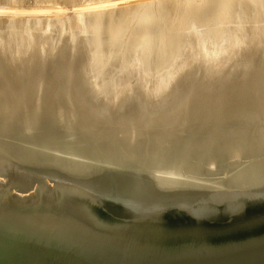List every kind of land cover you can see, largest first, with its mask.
<instances>
[{"label":"water","instance_id":"1","mask_svg":"<svg viewBox=\"0 0 264 264\" xmlns=\"http://www.w3.org/2000/svg\"><path fill=\"white\" fill-rule=\"evenodd\" d=\"M59 130L0 131V264H264V186L199 191L261 168L252 126L189 138L164 159Z\"/></svg>","mask_w":264,"mask_h":264},{"label":"bare ground","instance_id":"2","mask_svg":"<svg viewBox=\"0 0 264 264\" xmlns=\"http://www.w3.org/2000/svg\"><path fill=\"white\" fill-rule=\"evenodd\" d=\"M46 1H48V0H46ZM66 1H68V3L73 2V4H75L76 0H66ZM209 1L206 0V2H209ZM88 2L90 3V1H88ZM206 2L204 1L205 6H203V5L201 7L199 6L200 8L203 7L204 11H203V9H200L197 7L199 10L197 14L200 13L201 17L205 15L204 14L206 11L205 7L208 8L207 6H209L211 1L207 4V6H206ZM222 2H220V3L223 5L224 2L223 3ZM227 2H228V0H227ZM248 2H250V1H248ZM114 3L112 5H115ZM121 3H122V5L124 4L123 2H121ZM121 3L119 2V5ZM245 4H246V2H245ZM245 4H243V5H245ZM83 5L84 6H82V7L85 8L86 3ZM211 5L212 4H210V6ZM97 6H98V4H97ZM216 6H218V5H216ZM224 6L225 5H223V7ZM249 6L251 7V5H249ZM66 7H68V6H66ZM69 7H70L69 8L70 10H73L72 13H70L71 15L67 14L68 23H69L68 32H69L70 36L66 42H68L67 44H69L70 57L68 60V47H67V49L65 48L66 50L63 51V54H61V57L60 56L59 57L53 56V58H50L49 60L57 61V62H55L57 65H60V63H61V65L58 68L54 69V72L52 74L49 72L50 74L44 73L43 76L39 75L40 73L37 75H34V72L31 71V70H34V68L29 67L28 69H25V68L22 69V67L24 66V62L20 61L21 58L17 55V52L16 53L14 52V54H16L17 57L15 55H12L11 54L12 52H11L10 54L12 55V58H11V56H9V62H8V60L6 61L9 64L11 63V65H10L11 68L7 67L5 65L6 64L5 62H4L5 64L3 63L1 56H0V131L3 132L5 130H9V132H10L12 130H17V129H20L22 127L26 128L28 130H32V128L33 129H40V130L41 129H52V128H54V129L59 128L60 129L61 128L62 130L61 131L59 130L60 131L59 133H61V132H62L61 134L65 133V134H63L65 137H68V136L77 137L78 138L77 140L80 143L88 142V140L91 141L93 138L96 140L98 139L99 141H100V139L101 140L104 139V140H107V143L98 144V145H100V147H108V146L113 147V145L115 147L123 146L124 148H126L132 152H143L144 155L150 156L153 159H156L157 157L160 159H164L162 157H159L160 155H162V153L172 155L175 152H179V150L181 148H183L188 143L187 141L189 140V138L192 139V138L198 137L199 135L202 136V135L208 134L210 137H214V138L216 137V139H219L221 136V135H219L220 133L224 135V133L228 131L227 130L228 125L237 126L240 124L246 128L248 126H252V131H249L248 133H251V135H253V134L259 135L260 140L264 143V20H262V17L264 15L261 16L259 13L261 21H259V17H257L259 15L256 16V18H258V19H256V21H259L258 22L259 24L256 26V23H255L256 21L254 20L255 27L253 29H250V31L248 30V32H246L244 34V36H241V37L236 39L237 41L246 42L247 48H248V50H250L247 53L248 55L246 54L247 55L246 59L243 60V59H241L240 56H236V57H238L236 59V57L232 56L234 58L233 59L234 62H231V61L227 62L226 63L227 66H223L222 68H219L218 70L215 68L214 69H208V67H207L208 65L205 64V61L207 59H209V57H211L212 54L204 53L202 60L199 57L198 60L196 59V61H194L192 63V65H190L186 70L183 71V76L186 75L185 77L188 79V82L186 83V85H184L182 93H177L175 99H173L172 102L170 101L171 99H169L170 98L169 95H167V97L165 96L166 94H164V93H166V90L155 91L156 89L154 90V88L152 87L153 91H151V88L149 90V87H148V90L146 89V91H144V92H146V94L142 91L143 95L141 93L139 95V93L136 92V90H138V89H136V87L139 85L131 86V84L133 82L131 83L128 81V83H131V84H129V85L127 84V86H124V88H122V93H120L119 98L116 97L113 100V102L106 103L108 101L109 97L104 95L105 97H107V98H105L107 101L103 102L104 101V98H103V101H102L103 103H102V102H99L101 100L98 101V97H100V96H97V89L95 88V85L93 82V81H95V80H93L94 76L91 77V74H93L92 71L94 69H92V68H91L92 70L90 69L91 66L89 67V64H90L89 59L87 58V56H85L87 54H84V52H83V51H85V48L88 46V43H89L88 39H86L87 36H86L85 27L87 25L89 26L91 23H93L92 25H94V23L97 22L98 20L96 21L94 18H92L95 20V22L91 21V23L89 24L88 20L90 18L88 20H86V18H85V20L87 21L85 23L86 24L88 23V24L86 26H83V22L80 18V14L83 12V11H80V8H82L81 4L79 6L80 8H78V7L76 8V6H75L72 9L73 6L71 7V5ZM252 8H250V10H252ZM258 8H259V6H258ZM55 9H57V7ZM255 9H257V6L254 7V10ZM89 10H91V8ZM193 10H192V12H190V11H188V12L191 13L192 18H195L196 15H195V17H193V15L196 14L197 9H195L196 11L194 13H193ZM209 10H211V7H209V9L207 11H209ZM212 10L209 12V14L207 13L206 16L202 17V20H203V18L207 17L208 15H211L210 13L212 12ZM246 10H248V9H246ZM57 11H59V10H57ZM86 11H88V10H86ZM233 11H234V9H233ZM260 11H262V10H260ZM65 12H63V13H65ZM69 12H71V11H69ZM95 12H96V10H95ZM231 12H232V9H231ZM245 12H244V14H246ZM262 13H264V12H262ZM59 14H61V13H59ZM121 14H120V17H121ZM142 14H143V12H142ZM189 14H187V15H189ZM85 15H84V17H85ZM97 15H98V13H97ZM128 15H130V14H128ZM147 15L149 16V14H147ZM226 15L228 16V13ZM232 15H234V14H232ZM232 15H230V16H232ZM90 16H93V14ZM99 16H101V15H99ZM111 16H112V14H111ZM151 16L153 17V15H151ZM151 16H149V17H151ZM185 16L186 15L184 14V19L188 18V17L185 18ZM240 16L241 15H239V17ZM87 17H88V14H87ZM143 17H146V15H144ZM149 17H148V19H149ZM197 17H199V18H197ZM197 17H196V19H198V20H196L197 21L196 23H198L199 19H201L200 16H197ZM247 17H249V16H247ZM106 18H107V16H106ZM128 19H129V17H128ZM182 19H183V17H182ZM135 20H136V18H135ZM179 20L181 21V19H179ZM193 20L194 19H192V21ZM204 20H206V18ZM218 20H220V19H217V21ZM122 21L125 22L126 19L122 20ZM206 21L208 23V21H210V20L207 19ZM46 22H47V20H46ZM99 22H100V25H102L101 21H99ZM99 22H97V24L95 23L97 25V28L95 25V28L93 27V30H96V29L98 30ZM111 22H112V20H111ZM117 22L119 23V21H117ZM144 22H147V21H144ZM201 22H205V21H200V23ZM213 22L214 21H212V24H213ZM118 23L117 24L115 23V24L118 25ZM182 23H184V22H182ZM115 24L113 27H111L112 25L110 24V22L107 24V25H109V27H108L109 32L108 33L112 32L111 31L112 28H113L112 30H114L115 33H117L116 32L117 28H116ZM126 24H128L127 21H126ZM126 24H124V25L126 26ZM186 24H188V23H186ZM47 25H49V24H47ZM54 25H56V24H54ZM103 25L105 26V24H103ZM154 25H155V23H154ZM184 25H183V27H184ZM225 25H227V24H225ZM196 26H197V24H196ZM110 27H111V29H110ZM149 27H152V26H149ZM230 27H231V25H230ZM252 27H253V25H252ZM90 28H91V25H90ZM115 28H116V30H115ZM145 28L146 27H144L143 30ZM155 28L156 27H154V29ZM245 28L247 29V27H245ZM224 29H225V27H224ZM41 30H43V29H41ZM90 30H92V28ZM90 30H88L89 33H90ZM104 30H105V28H104ZM180 30H181V27H180ZM114 31L110 34L111 37H113L112 34L114 33ZM239 31H241V30H239ZM106 32H107V30H106ZM238 34H239V32H238ZM181 35H183V34H181ZM98 36H100V35H98ZM116 36L117 35H114L115 38H116ZM111 37H109V38H111ZM187 37H188V35H187ZM36 39H37V37H36ZM159 40H161V39H159ZM20 41L22 43L23 40L20 39ZM20 41H18V42H20ZM145 41H143V42H145ZM108 42H113V41H108ZM171 42L173 43V41H171ZM35 43L37 44V53H36V55H34L35 58L29 59V61L32 63H31V65H27V66H32L33 62L35 60H37V61L38 60H40V61L45 60L44 57L47 56V54L44 52L45 38L43 36H41V38L37 42L35 40ZM129 45H131V44H129ZM138 45H139V43H138ZM138 45H137V47H138ZM173 45L174 44H172V47H173ZM8 46H9V44H8ZM21 46H20V48H22L24 46V44L22 47ZM184 46H182V47L184 48ZM18 47L19 46H17V48ZM108 47H110V46H108ZM114 47H115V43H114ZM131 47H133V46H131ZM135 47H133V48H135ZM46 48H48L47 45H46ZM116 49L117 48H115V51H116ZM22 50H23V48H22ZM169 50H170V48H169ZM171 51H170V53H171ZM79 52L80 53L82 52L80 54L81 55L80 57L77 56V53H79ZM104 52H105V50H104ZM127 52H128V50H127ZM135 52H136V50H135ZM128 53H130V52H128ZM231 54H233V53H231ZM179 55H180V53H179ZM115 56H118V55L116 54ZM7 57L3 58V59L6 60ZM126 58H128V56ZM131 58H133V57H131ZM131 58L129 60H131ZM175 58H177V57H175ZM181 58H182V56H181ZM111 59H114V58H111ZM171 59H173V58H171ZM73 61H74V63H73ZM93 61L94 60H92L91 63ZM35 64H36V62L34 63V65ZM116 64H117V62H116ZM171 64H172V61H171ZM161 67H162V65H161ZM179 69H181V68H179ZM24 71H28V72L24 73ZM49 71H50V69H49ZM124 71H126V70H124ZM95 72H96V70H95ZM106 72H107V70H106ZM97 73H99V71ZM138 74H140V72H138ZM143 75H144V73H143ZM178 75H179V73H178ZM130 76H132V75H130ZM136 76L137 75H135L134 78H136ZM129 78L126 79V81L129 80ZM134 78H133V80H134ZM148 78H151V77L148 76ZM95 79L97 80V78H95ZM169 80H170V78H169ZM116 81H118V80H115V82ZM166 82H167V78H166ZM96 83H98V82L96 81ZM107 83L106 84L104 83V84L107 85ZM111 83L113 85V82H111ZM111 83H110V85H111ZM119 83H117V84H119ZM172 84H174V83H172ZM149 85H151V83H149ZM96 86H97V84H96ZM99 87H100V83H99ZM106 87H108V86H106ZM118 88H116V89H118ZM155 88H157V87H155ZM114 89H115V86H114ZM157 90H158V88H157ZM107 92L109 94L110 89ZM107 92H106V94H107ZM112 94L115 97V94H117V93H115V94L112 93ZM172 94H173V92H172ZM99 95H101V94H99ZM161 95L165 96L164 101L158 102L157 103L158 105H154L151 103V101H152V100L150 101L151 98L159 97ZM113 96H111V97H113ZM162 96H161V98H162ZM16 121H18V122H16ZM56 136L58 137V135H56ZM238 140L239 141L236 142V144L234 145V149L232 150L233 157L230 158V160H229L231 163L236 161L237 160L236 156H239L241 154V150L243 148V145L246 142L245 135H240ZM146 142L152 143V144H149L150 147L149 146L145 147L143 145V144H146ZM93 146H95V145H93ZM246 146H247V144H246ZM96 148H98V147L96 146ZM166 157H168V156H166ZM2 161L3 160H0V172L8 170L7 169L8 166L6 165L5 162H2ZM8 172H10V171H7V173ZM215 184H217V183L211 182L209 185L205 184L199 189H201V191L205 192L206 190H210V189H213V187H215V189L212 192H218V191H222V190L228 192L231 189H233V191L237 190V188H240L241 186H244V188L246 186H251V185H255L256 187L257 186H260V187L264 186V160H262L261 168L259 170L254 171L252 168V171H251L248 168L247 169L242 168V169H240V172H238L237 175H235V177L233 179L227 180V182H225L222 185H215ZM260 187H258V188H260ZM153 188H154L153 189L154 192H152V193H154V194H150V196L153 197V200L156 202L157 200L161 199V197L164 196V194H160V193L165 192L166 187H165V185H162V186L160 185L157 187L153 186ZM157 190H159L160 192Z\"/></svg>","mask_w":264,"mask_h":264},{"label":"rangeland","instance_id":"3","mask_svg":"<svg viewBox=\"0 0 264 264\" xmlns=\"http://www.w3.org/2000/svg\"><path fill=\"white\" fill-rule=\"evenodd\" d=\"M0 0V56L3 61V63L11 68V63L9 64V56L15 55L14 52H17V55L21 58V62H24V66L22 67L25 69H28L29 67L34 68V70H31L34 72V75H41L43 76L44 73L52 74L54 72V69L58 68L60 65H57L53 60H49L50 58H53V56H60L63 54V51L67 49L68 47V60L70 57V49L67 39H69V32H68V17L72 13L73 10H70L69 6L71 5L72 9L76 6V8H80L84 6L83 4L86 3L85 8H80V11H83L80 14V18L83 22V26H86L88 23L90 24L91 21L95 20L99 22L98 30H93V27L95 28V25L97 22L91 23L90 25L85 27L86 30V39H88L89 43L88 46L85 48L84 54H87V58L89 59V67L90 69H94L92 71L93 74H91V77H93V81L95 88L97 89V96L98 101L102 102L103 98L106 102L107 100L105 98H108L109 102H113V100L120 96V93H122V88L124 86H127V84H131V86L139 85L136 87V92L142 94L146 89L149 90L151 88V91H153V88L155 91H164L166 90L165 96L169 95V99L172 102L173 99H175L177 93H182V90L184 88V85L188 82V79L183 76V71L186 70L196 59L198 60L199 57L203 58L204 53L212 54L209 59L205 61V64H207L208 69H219L223 66H227L226 63L231 61L234 62V58L236 56H240L241 59H246L247 53L250 51L247 48L246 42L237 41L236 39L244 36L248 30L253 29L259 24L258 22L261 21L260 15L263 16L264 13V0H208L210 6H207L209 2H206V0H76L75 4L73 2H69L66 0ZM58 1V2H57ZM90 1V3L88 2ZM107 1V2H106ZM112 1V2H111ZM115 3H114V2ZM204 1L206 2L205 7L206 11L211 7L212 12L211 15H208L206 20L202 17L206 16V14L211 11H205V15L201 17V14L198 13V8H200L202 5H204ZM224 3H223V2ZM250 1V2H248ZM262 1V2H261ZM102 2V3H101ZM104 2V3H103ZM119 2H123L119 5ZM216 2V3H215ZM222 2L223 5L220 3ZM246 2V4H245ZM254 4H253V3ZM115 5H112V4ZM215 3V4H214ZM226 3V4H225ZM253 5H252V4ZM98 4V6H97ZM110 4V5H109ZM172 4V5H171ZM195 4V5H194ZM245 4V5H243ZM258 4V5H257ZM46 5V6H45ZM112 5V6H111ZM122 5V6H121ZM126 5V6H125ZM145 5V6H144ZM218 5V6H216ZM222 5V6H221ZM242 5V6H241ZM251 5V7L249 6ZM257 6V9L254 10V7ZM68 6V7H66ZM103 6V7H102ZM106 6V7H105ZM130 6V7H129ZM153 6V7H152ZM195 6V7H194ZM200 6V7H199ZM240 8H238V7ZM249 6V7H248ZM259 6V8H258ZM261 6V7H260ZM57 7V9H55ZM66 7V8H65ZM102 9H101V8ZM198 7V8H197ZM245 7V8H244ZM253 7V8H252ZM84 8V9H83ZM91 8V10H89ZM157 8V9H156ZM159 8V9H158ZM236 8V9H235ZM252 8V10H250ZM262 8V9H261ZM68 11H67V10ZM101 11H100V10ZM148 9V10H147ZM179 9V10H178ZM194 9V10H193ZM196 14L193 15V17L200 16L201 19H199V22L196 23L198 19L192 18V15L190 12L193 13L196 11ZM203 9L204 8H200ZM220 9V10H219ZM232 9V12H231ZM234 9V11H233ZM248 9V10H246ZM56 10V11H55ZM59 10V11H57ZM88 10V11H86ZM96 10V12H95ZM98 10V11H97ZM103 10V11H102ZM111 10V11H110ZM129 10V11H128ZM138 10V11H137ZM183 10V11H182ZM216 10V11H215ZM246 14H244V12ZM262 10V11H260ZM34 11V12H33ZM66 11V12H65ZM71 11V12H69ZM105 11V12H104ZM134 11V12H133ZM152 11V12H151ZM190 11V12H188ZM229 11V12H228ZM242 11V12H241ZM251 11V12H250ZM255 11V12H254ZM57 14H55V13ZM65 12V13H63ZM95 12V13H94ZM107 12V13H106ZM112 12V13H111ZM127 12V13H126ZM136 12V13H135ZM143 12V14H142ZM148 12V13H147ZM201 12V11H200ZM219 14H218V13ZM228 13V16L226 15ZM249 12V13H248ZM253 12V13H252ZM61 13V14H59ZM86 15H85V14ZM93 16H90L92 15ZM98 13V15H97ZM104 13V14H103ZM118 15H117V14ZM122 13V14H121ZM126 13V14H125ZM145 13V14H144ZM151 13V14H150ZM190 13V14H189ZM192 13V14H193ZM203 13V12H202ZM214 15H213V14ZM217 13V14H216ZM240 13V14H239ZM258 13V14H257ZM260 13V15H259ZM40 14V15H39ZM66 14V15H65ZM83 14V15H82ZM88 14V17H87ZM112 14V16H111ZM121 14V17H120ZM130 14V15H128ZM142 16H141V15ZM153 15V17H149ZM181 14V15H180ZM184 14L186 15V19H184ZM189 14V15H187ZM216 14V15H215ZM232 14H236L235 16ZM249 14V15H248ZM54 15V16H53ZM71 15V14H70ZM83 17H82V16ZM85 15V17H84ZM101 15V16H99ZM114 15V16H113ZM125 15V16H124ZM132 15V16H131ZM146 15V17H143ZM223 15V16H222ZM232 15V16H230ZM239 15H241L239 17ZM251 15V16H250ZM259 15V16H257ZM50 18H49V17ZM107 16V18H106ZM117 16V17H116ZM127 16V17H126ZM136 16V17H135ZM211 16V17H210ZM217 16V17H216ZM222 16V17H221ZM237 16V17H236ZM245 16V17H244ZM249 16V17H247ZM259 17V21H256V18ZM58 17V18H57ZM65 17V18H64ZM119 17V18H118ZM126 17V18H125ZM129 17V19H128ZM149 17V19H148ZM183 17V19H182ZM190 17V18H189ZM209 17V18H208ZM231 17V18H230ZM242 17V18H241ZM252 17V18H251ZM61 18V19H60ZM88 20V23L86 20ZM94 18V19H92ZM97 18V19H96ZM100 18V19H99ZM103 18V19H102ZM105 18V19H104ZM116 18V19H115ZM121 18V19H120ZM123 18V19H122ZM131 18V19H130ZM133 18V19H132ZM136 18V20H135ZM140 18V19H139ZM145 18V19H144ZM165 18V19H164ZM199 18V17H197ZM220 19L217 21V19ZM229 18V19H228ZM249 18V19H248ZM264 16L262 17V20ZM52 19V20H51ZM118 19V20H117ZM127 21L128 24H126V21L123 22L122 20ZM142 19V20H141ZM148 19V20H147ZM179 19H181L182 23ZM190 19V20H189ZM192 19H194L192 21ZM212 19V20H211ZM231 19V20H230ZM238 19V20H237ZM252 19V20H251ZM47 20V22H46ZM50 20V21H49ZM57 22H56V21ZM107 20V21H106ZM112 20V22H111ZM116 22H115V21ZM133 20V21H132ZM161 20V21H160ZM186 20V21H185ZM188 20V21H187ZM226 20V21H225ZM236 20V21H235ZM246 20V21H245ZM254 20L256 21L254 23ZM55 21V22H54ZM114 21V22H113ZM119 21V23L117 22ZM129 21V22H128ZM147 21V22H144ZM157 21V22H156ZM200 21H205L201 22ZM212 21L213 24H212ZM233 21V22H232ZM62 22V23H61ZM110 22L114 26V24L118 23L116 25L117 33H115L114 30L111 29V31H114V35H117L116 38L112 34L113 37H111V33H108V27L107 25ZM123 22V23H122ZM141 22V23H140ZM180 22V23H179ZM193 22V23H192ZM230 22V23H229ZM244 22V23H243ZM250 22V23H249ZM132 23V24H131ZM141 25H140V24ZM143 23V24H142ZM155 23V25H154ZM169 23V24H168ZM171 23V24H170ZM174 23V24H173ZM178 23V24H177ZM182 23V24H181ZM188 23V24H186ZM197 26H196V24ZM232 23V24H231ZM49 24V25H47ZM56 24V25H54ZM65 24V25H64ZM105 24V26L103 25ZM121 24V25H120ZM126 24V26L124 25ZM135 24V25H134ZM151 24V25H150ZM185 24V25H184ZM207 24V25H206ZM223 24V25H222ZM227 24V25H225ZM242 24V25H241ZM46 25V26H45ZM62 25V26H61ZM124 25V26H123ZM184 25V27H183ZM188 25V26H187ZM231 25V27H230ZM253 25V27H252ZM55 26V27H54ZM102 26V27H101ZM119 26V27H118ZM142 26V27H141ZM148 26V27H147ZM152 26V27H149ZM195 26V27H194ZM225 29H224V27ZM227 26V27H226ZM236 26V27H235ZM244 26V27H243ZM42 27V28H41ZM49 27V28H48ZM62 27V28H61ZM123 27V28H122ZM139 27V28H138ZM146 27L144 30L143 28ZM154 27H156L154 29ZM181 27V30H180ZM186 27V28H185ZM191 27V28H190ZM198 27V28H197ZM233 27V28H232ZM235 27V28H234ZM247 27V29L245 28ZM251 27V28H250ZM38 28V29H37ZM89 28V29H88ZM97 28V25H96ZM101 30H100V29ZM105 28V30H104ZM115 28V30H116ZM165 28V29H164ZM171 28V29H170ZM204 28V29H203ZM36 29V30H35ZM43 29V30H41ZM61 29V30H60ZM109 29V30H110ZM119 29V30H118ZM164 29V30H163ZM185 31H184V30ZM227 29V30H226ZM41 30V31H40ZM90 30V33L89 31ZM107 30V32H106ZM125 30V31H124ZM140 30V31H139ZM169 30V31H168ZM175 30V31H174ZM190 30V31H189ZM241 30V31H239ZM40 31V32H39ZM43 31V32H42ZM63 31V32H62ZM131 31V32H130ZM150 31V32H149ZM195 31V32H194ZM209 31V32H208ZM211 31V32H210ZM220 31V32H219ZM38 32V33H37ZM96 32V33H95ZM100 32V33H99ZM141 32V33H140ZM148 32V33H147ZM206 32V33H205ZM239 32V34H238ZM108 33V34H107ZM135 33V34H134ZM147 33V34H146ZM178 33V34H177ZM186 35H185V34ZM191 33V34H190ZM36 34V35H35ZM43 34V35H42ZM183 34V35H181ZM204 34V35H203ZM32 35V36H31ZM100 35V36H98ZM107 35V36H106ZM141 35V36H140ZM151 35V36H150ZM185 35V36H184ZM188 35V37H187ZM203 35V36H202ZM37 39H36V37ZM40 36V37H39ZM43 36L45 38V49L44 52L47 54L45 60H35L33 62L29 61V59L35 58L34 55L37 53V44L35 43ZM93 36V37H92ZM151 38H150V37ZM183 36V37H182ZM191 36V37H190ZM193 36V37H192ZM235 38H234V37ZM238 36V37H237ZM20 37V38H19ZM97 37V38H96ZM111 37V38H109ZM155 37V38H154ZM161 37V38H160ZM175 37V38H174ZM196 37V38H195ZM231 37V38H230ZM31 38V39H30ZM163 38V39H162ZM173 38V39H172ZM182 38V39H181ZM222 38V39H221ZM6 39V40H5ZM8 39V40H7ZM21 40L22 43H21ZM25 39V40H24ZM50 39V40H49ZM112 39V40H111ZM132 39V40H131ZM135 39V40H134ZM139 39V40H138ZM153 39V40H152ZM161 39V40H159ZM169 39V40H168ZM177 41H176V40ZM180 39V40H179ZM197 39V40H196ZM98 40V41H97ZM101 40V41H100ZM104 40V41H103ZM117 40V41H116ZM142 40V41H141ZM146 40V41H145ZM234 40V41H233ZM5 41V42H4ZM20 41V42H18ZM100 41V42H99ZM113 41V42H108ZM115 41V42H114ZM132 41V42H131ZM145 41V42H143ZM152 41V42H151ZM159 41V42H158ZM162 41V42H161ZM173 41V43L171 42ZM48 42V43H47ZM108 42V43H107ZM135 42V43H134ZM141 42V43H140ZM17 43V44H16ZM20 43V44H19ZM50 43V44H49ZM66 43V44H65ZM115 43V47H114ZM127 43V44H126ZM133 43V44H132ZM139 43V45H138ZM152 43V44H151ZM154 43V44H153ZM173 47H172V44ZM191 43V44H190ZM240 43V44H239ZM5 44V45H4ZM9 44V46H8ZM19 44V45H18ZM24 44V46H23ZM98 44V45H97ZM105 44V45H104ZM122 44V45H121ZM131 44V45H129ZM142 44V45H141ZM146 44V45H145ZM166 44V45H165ZM193 44V45H192ZM23 47H22V46ZM46 45L48 48H46ZM126 45V46H125ZM138 45V47H137ZM150 45V46H149ZM156 45V46H155ZM161 47H160V46ZM165 45V46H164ZM178 45V46H177ZM185 45V46H184ZM197 45V46H196ZM238 45V46H237ZM8 46V47H7ZM17 46H19L17 48ZM20 46L23 48H20ZM66 46V47H65ZM104 48H103V47ZM110 46V47H108ZM112 46V47H111ZM118 46V47H117ZM121 46V47H120ZM135 48H133V47ZM155 46V47H154ZM184 46V48L182 47ZM189 46V47H188ZM227 46V47H226ZM7 47V48H6ZM98 47V48H97ZM107 47V48H106ZM114 47V48H113ZM192 47V48H191ZM6 48V49H5ZM20 48V49H19ZM30 48V49H29ZM66 48V49H65ZM115 48L116 51H115ZM133 48V49H132ZM168 48V49H167ZM170 48V50H169ZM229 48V49H228ZM18 51H17V50ZM33 49V50H32ZM128 53L127 52V50ZM132 49V50H131ZM186 49V50H185ZM190 49V50H189ZM223 49V50H222ZM239 49V50H238ZM21 50V51H20ZM32 50V51H31ZM105 50V52H104ZM136 50V52H135ZM138 50V51H137ZM166 50V51H165ZM169 50V51H168ZM172 50V51H171ZM177 50V51H176ZM9 53H8V52ZM99 51V52H98ZM115 51V52H114ZM146 51V52H145ZM149 51V52H148ZM155 51V52H154ZM171 51V53H170ZM175 53H174V52ZM185 51V52H184ZM192 51V52H191ZM197 51V52H196ZM243 51V52H242ZM12 52V53H11ZM19 52V53H18ZM34 52V53H33ZM113 54H112V53ZM134 52V53H133ZM161 52V53H160ZM163 52V53H162ZM166 52V53H165ZM173 52V53H172ZM199 52V53H198ZM12 55H11V54ZM82 53V52H81ZM80 52L77 53V56H81ZM105 55H104V54ZM107 53V54H106ZM121 53V54H120ZM147 53V54H146ZM154 53V54H153ZM160 53V54H159ZM180 53V55H179ZM233 53V54H231ZM8 54V55H7ZM20 54V55H19ZM117 54L118 56H115ZM134 54V55H133ZM163 54V55H162ZM188 54V55H187ZM197 54V55H196ZM247 54V55H246ZM90 55V56H89ZM122 55V56H121ZM125 55V56H124ZM131 55V56H130ZM185 55V56H184ZM8 56V57H7ZM107 56V57H106ZM114 58V59H111ZM114 56V57H113ZM128 56V58H126ZM154 56V57H153ZM158 56V57H157ZM174 56V57H173ZM179 56V57H178ZM182 56V58H181ZM233 56V57H232ZM7 59H3L6 58ZM17 57V56H16ZM103 57V58H102ZM133 57V58H131ZM150 57V58H149ZM153 57V58H152ZM170 57V58H169ZM177 57V58H175ZM198 57V58H197ZM98 58V59H97ZM117 58V59H116ZM122 60H121V59ZM126 58V59H125ZM131 58V60H129ZM136 58V59H135ZM139 58V59H138ZM152 58V59H151ZM165 58V59H164ZM169 58V59H168ZM173 58V59H171ZM222 58V59H221ZM238 57H236L237 59ZM251 58V57H250ZM102 61H101V60ZM134 59V60H133ZM188 59V60H187ZM225 59V60H224ZM8 60V62H6ZM76 60V59H75ZM94 60L92 63L91 61ZM117 60V61H116ZM143 60V61H142ZM162 60V61H161ZM167 60V61H166ZM185 60V61H184ZM187 60V61H186ZM216 60V61H215ZM250 60V59H249ZM19 61V62H20ZM115 61V62H114ZM172 61V64H171ZM182 63H181V62ZM204 61V60H203ZM251 61V60H250ZM36 64L34 65V63ZM99 62V63H98ZM117 62V64H116ZM132 62V63H131ZM46 63V64H45ZM74 63V61H73ZM129 63V64H128ZM133 65H131V64ZM165 65H164V64ZM92 64V65H91ZM119 64V65H118ZM122 64V65H121ZM162 67H161V65ZM187 64V65H186ZM222 64V65H221ZM249 64V63H248ZM57 65V66H56ZM109 65V66H108ZM118 65V66H117ZM125 65V66H124ZM131 65V66H130ZM182 65V66H181ZM130 66V67H129ZM115 67V68H114ZM122 67V68H121ZM178 67V68H177ZM183 67V68H182ZM99 68V69H98ZM105 68V69H104ZM138 68V69H137ZM140 68V69H139ZM181 68V69H179ZM50 69V71H49ZM91 69V70H92ZM121 69V70H120ZM155 69V70H154ZM37 70V71H36ZM96 70V72H95ZM99 73H97L98 71ZM107 70V72H106ZM126 70V71H124ZM138 70V71H137ZM145 70V71H144ZM152 71V72H151ZM157 71V72H156ZM28 71H24L26 73ZM50 72V73H49ZM136 72V73H135ZM140 72V74H138ZM113 73V74H112ZM126 73V74H125ZM131 73V74H130ZM135 73V74H134ZM144 73V75H143ZM172 73V74H171ZM179 73V75H178ZM99 74V75H98ZM101 74V75H100ZM107 74V75H106ZM132 76H130V75ZM167 74V75H166ZM169 74V75H168ZM181 74V75H180ZM97 75V76H96ZM118 75V76H117ZM125 77H124V76ZM136 76V78H134ZM160 77H159V76ZM165 75V76H164ZM174 75V76H173ZM103 76V77H102ZM111 78H110V77ZM151 77V78H148ZM164 76V77H163ZM168 76V77H167ZM171 76V77H170ZM173 76V77H172ZM176 76V77H175ZM121 77V78H120ZM124 77V78H123ZM127 77V78H126ZM131 79H130V78ZM159 77V78H158ZM164 79H163V78ZM97 78V80L95 79ZM119 78V79H118ZM126 81V79H128ZM134 78V80H133ZM167 78V82H166ZM170 78V80H169ZM108 79V80H107ZM124 79V80H123ZM152 79V80H151ZM163 79V80H162ZM99 80V81H98ZM107 80V81H106ZM115 80H118L115 82ZM149 80V81H148ZM162 80V81H161ZM180 80V81H179ZM96 81L98 83H96ZM105 81V82H104ZM122 81V82H121ZM131 82V83H128ZM143 81V82H142ZM152 81V82H151ZM161 81V82H160ZM108 82V83H107ZM113 82V85L112 83ZM115 82V83H114ZM121 84H120V83ZM135 82V83H134ZM145 82V83H144ZM159 82V83H158ZM165 82V83H164ZM170 82V83H169ZM100 83V87H99ZM107 83V85L105 84ZM111 83V85H110ZM119 83V84H117ZM139 83V84H138ZM143 83V84H142ZM151 83V85H149ZM153 83V84H152ZM167 83V84H166ZM174 83V84H172ZM100 88H98L97 86ZM109 84V85H108ZM164 84V85H163ZM103 85V86H102ZM118 85V86H117ZM143 85V86H142ZM170 85V86H169ZM108 86V87H106ZM113 86V87H112ZM115 86V89H114ZM120 86V87H119ZM158 88H155V87ZM172 86V87H171ZM106 89H104V88ZM121 89H119V88ZM153 87V88H152ZM163 87V88H162ZM102 88V89H101ZM118 88V89H116ZM110 93L108 94L107 91ZM140 89V90H139ZM173 89V90H172ZM116 90V91H115ZM119 90V91H118ZM101 91V92H100ZM107 94H106V92ZM113 91V92H112ZM143 91V92H142ZM180 91V92H179ZM115 94V97L112 93ZM119 92V93H118ZM173 92V94H172ZM146 94V92H144ZM169 93V94H168ZM101 94V95H99ZM107 97H105V96ZM110 95V96H109ZM117 95V96H116ZM122 95V94H121ZM143 95V94H142ZM113 96V97H111ZM162 96V95H161ZM154 97L151 98L150 101L154 105H158L157 103L160 101H164L165 96ZM110 99V100H109ZM149 100V99H148ZM154 101V102H153ZM102 102V103H103ZM18 122V121H16ZM94 139V138H93ZM96 140V139H95ZM107 141V140H106ZM147 143L143 144L145 147L149 146ZM141 145V144H140ZM139 145V146H140ZM150 147V146H149ZM12 171V172H11ZM10 172L13 173V170ZM0 180H2L0 178ZM156 186H160L157 185ZM162 186V185H161ZM194 190V189H191ZM201 191V189L199 190Z\"/></svg>","mask_w":264,"mask_h":264}]
</instances>
